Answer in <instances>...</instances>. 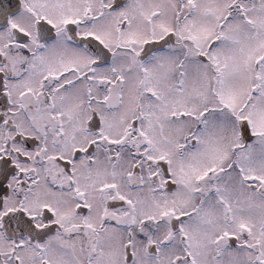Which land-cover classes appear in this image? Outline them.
Wrapping results in <instances>:
<instances>
[{"label":"snow or ice","instance_id":"snow-or-ice-1","mask_svg":"<svg viewBox=\"0 0 264 264\" xmlns=\"http://www.w3.org/2000/svg\"><path fill=\"white\" fill-rule=\"evenodd\" d=\"M0 264H264V0H0Z\"/></svg>","mask_w":264,"mask_h":264}]
</instances>
